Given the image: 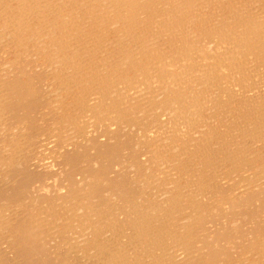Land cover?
Instances as JSON below:
<instances>
[{
  "label": "bare ground",
  "instance_id": "bare-ground-1",
  "mask_svg": "<svg viewBox=\"0 0 264 264\" xmlns=\"http://www.w3.org/2000/svg\"><path fill=\"white\" fill-rule=\"evenodd\" d=\"M257 62L264 0H0V264H65L63 244L92 264H264L261 236L258 251L232 262L203 240L189 244L206 183L228 162L264 158L250 150L264 146V81L249 89ZM142 105L154 110L153 130L132 113ZM137 129L147 152L127 165L138 196L79 159L63 178V148L94 153L96 135L134 139ZM117 191L126 198L104 218L99 196ZM179 213L187 225L177 234L168 220Z\"/></svg>",
  "mask_w": 264,
  "mask_h": 264
},
{
  "label": "rangeland",
  "instance_id": "rangeland-1",
  "mask_svg": "<svg viewBox=\"0 0 264 264\" xmlns=\"http://www.w3.org/2000/svg\"><path fill=\"white\" fill-rule=\"evenodd\" d=\"M260 62V61H259ZM259 62H257L254 66V70H253V77H252V80H255V81H252L250 84L251 87L249 88L251 91L250 93L252 95H255L258 93V92H255L256 89H254L255 87L256 88H259L261 86V81L263 82L264 81V64L261 62V66L259 64ZM263 64V65H262ZM261 68H259V67ZM255 69L258 73L255 72ZM256 74V75H255ZM259 74V75H258ZM258 76L260 78H258ZM257 78V79H256ZM261 79V80H259ZM263 79V80H262ZM258 80V82L260 81V84L256 83V81ZM264 83V82H263ZM262 83V85H264ZM257 86H253V85H256ZM254 87V88H253ZM263 87V88H262ZM254 92H253V91ZM263 90V91H262ZM261 92L259 94L260 96V102H263L262 104H264V86H261L260 87V91ZM248 92V94H250ZM247 94V95H248ZM250 94V95H251ZM133 97V95L131 96ZM129 97V98H131ZM134 101H136L134 99ZM138 102L141 101V99L139 98L137 100ZM136 101V102H137ZM258 101V100H257ZM136 105V104H135ZM143 106V105H142ZM144 109H143V112H135L137 108H135L133 110V115L136 116L135 114H138V115H141L142 118L144 119V117H146V120H143L142 123L145 121V125L147 126H144L142 129H145L146 127L148 128V125L151 126L150 129H154V124H152L153 122L151 121L153 119V113L152 109H150L149 107H147L145 109V105L143 106ZM141 107V108H143ZM264 107V105H263ZM150 109V110H148ZM139 109H137L138 111ZM145 110V111H144ZM157 111H159L160 113V118H163L166 116V117H171L174 116L172 114H174V112H171L173 110H165L164 108H160L158 109ZM167 111V112H166ZM264 111V109H263ZM262 111V112H263ZM162 112V113H161ZM164 113V114H163ZM172 113V114H171ZM264 113V112H263ZM151 114V115H150ZM168 114V116H167ZM147 116H148V119H147ZM163 116V117H162ZM150 119V120H149ZM166 119V118H165ZM158 121V120H157ZM148 122L150 124H148ZM149 126V127H150ZM67 130L64 131V126H63V147H65L64 145V139L66 137V135H69L68 131L66 132ZM134 135V139L133 138H129L127 136V134H123L121 135V133H117V134H111L112 136H114L113 138L109 139L108 137H106L105 135H96L95 136V139L96 140H93L92 143L93 144H96L98 146V148H96L97 150L91 153H93L91 155V153H89L90 150H87L86 149V144H81V150L78 151L77 154H73L72 152H70L71 150L69 149H65L63 148V178L65 177V170H66V165H68L69 163L73 164L75 161L77 162H81L82 165H87L89 168H92L93 170H96V171H99L98 173H102L107 179H110L109 181H111V185L114 186V188L116 189H120L118 187H116L114 184H118L120 187H122L123 191L127 192L130 194V195H136L138 196V193H137V190H135V187H134V178L137 177V173L138 172H135L133 170H131V168L129 167V165H127L128 161L129 162H132V163H135L139 160V157L142 158V155L140 154H145L147 152L146 149H140L137 147L136 145V141L134 142V140H136L138 138V134L140 135L141 133V129H138L135 130V131H131ZM76 135L78 136V132H76ZM75 135V136H76ZM100 135V136H99ZM137 136V137H136ZM103 140H102V138ZM125 137V138H124ZM127 137V138H126ZM93 139V138H92ZM101 139V140H100ZM116 139H117V142H116ZM129 139V140H128ZM99 140V141H98ZM122 140V141H121ZM120 141V142H119ZM122 142V143H121ZM114 143V144H113ZM129 143V144H128ZM132 143V144H131ZM91 144V145H93ZM108 144V145H107ZM119 144V145H118ZM125 144H126V147H125ZM128 145V147H127ZM114 149H112V147ZM118 146V147H117ZM255 145H251L252 149H250L253 153H256L257 151L260 152L262 150V153H264V146L263 145H257L256 147ZM111 147V148H109ZM102 148V149H101ZM133 148V149H132ZM260 148V149H259ZM112 151L113 152V155H115V158L113 161H110L109 159H112V158H107L106 155V152L105 151ZM112 149V150H111ZM119 149V150H118ZM137 149V150H136ZM257 149V150H256ZM101 150V151H100ZM118 150V151H117ZM136 150V151H135ZM139 150V151H138ZM141 150V151H140ZM143 150V151H142ZM123 151V152H122ZM134 151V153H133ZM138 151V152H137ZM102 152V153H101ZM105 154H104V153ZM117 152V154H116ZM130 152V153H129ZM145 152V153H144ZM84 153V154H83ZM100 153V154H99ZM115 153V154H114ZM129 155H128V154ZM98 154V155H97ZM104 154V155H103ZM125 154L127 156H125ZM138 154V155H137ZM87 155V156H86ZM91 155V156H90ZM118 155V156H117ZM102 156V157H101ZM131 156V157H130ZM137 156V158L135 157ZM87 157V158H86ZM98 157V158H96ZM106 157V158H105ZM122 157V158H121ZM131 159H130V158ZM135 158V159H134ZM91 159V160H90ZM98 159H100V163L99 165L100 166H104L102 168H93L94 166H91V165H94L93 161H98ZM134 159L135 162L132 160ZM138 159V160H136ZM258 160V159H256ZM85 161V162H84ZM254 161V162H253ZM257 161L255 160H249V161H245L243 163H238V165L236 164L235 166H232L234 165L235 163H231V162H228V164L226 163L225 165L229 166H223L222 168L224 169L223 170H219V174L220 176L214 180H211L209 181L208 183H206V192H207V196L204 198V201L202 203V207H203V210H201V217L195 222L194 224V227L192 226L191 229H193L192 233L190 234L192 237V241L189 243L190 246L193 248V250H198L199 248H201V242L202 241L204 244L208 243V245H211L212 247H214L215 249H223L225 251V254L224 256H227V258L229 259V262H232V261H235L236 258L242 254L244 251H246L249 247L253 248L254 251H258L260 248H261V244L258 242L260 241L261 237L264 239V158L261 159V160H258V162L256 163ZM262 162V163H261ZM118 164V165H117ZM243 164V165H242ZM261 164V165H260ZM110 167H109V166ZM113 165V166H112ZM117 165V166H115ZM249 165H251L249 167ZM126 166V167H125ZM233 168H232V167ZM241 166V167H240ZM255 166V167H254ZM109 167V168H108ZM240 167V168H239ZM249 167V168H248ZM254 167V168H253ZM195 167H192V171L195 170L194 169ZM221 168V169H222ZM247 168V170H246ZM259 168V169H258ZM225 169L227 171L226 172L227 174L230 173V174H225ZM249 169L251 170L250 173H249ZM256 169H257V173H256ZM102 170V171H101ZM107 170V171H106ZM113 170V171H111ZM253 170V171H252ZM101 171V172H100ZM234 171V172H233ZM246 171V172H245ZM37 172H41V171H37ZM111 172V173H110ZM141 172V171H140ZM139 172V173H140ZM242 172V173H241ZM41 173H44V172H41ZM115 173V174H113ZM234 173V174H233ZM239 173V174H238ZM141 174V173H140ZM250 174V175H249ZM263 174V175H262ZM111 175V176H110ZM205 177H206V182L208 181L207 180V177L209 175V173L205 172ZM216 174H213V172L211 173V176H215ZM224 175V176H223ZM235 175V176H234ZM124 176V177H123ZM79 177V176H78ZM160 176V179L163 180L165 178ZM210 177V176H209ZM221 178V179H220ZM239 178V179H238ZM112 179V180H111ZM218 179H220L219 181L220 182H217ZM51 180V179H49ZM122 180V181H121ZM231 180V181H230ZM64 181V180H63ZM117 181V182H115ZM130 181V183H129ZM216 181V182H215ZM228 181V183H226ZM236 181V183H235ZM259 181V182H257ZM256 182V183H255ZM122 185H121V184ZM223 183V184H222ZM225 183V184H224ZM66 182H63V186H66L65 185ZM221 184V185H220ZM260 184V185H258ZM263 184V185H261ZM214 185V186H213ZM220 185V186H218ZM227 185V186H226ZM254 185V186H252ZM258 185V186H257ZM224 186L227 187L226 190H224ZM128 187V188H127ZM140 187V186H139ZM152 187H155V186H152ZM230 187V188H229ZM240 187V188H239ZM246 187V188H245ZM252 187V188H251ZM254 187V188H253ZM162 187H160L158 189V192L160 191ZM223 188V189H222ZM244 188V189H243ZM64 191L63 192H66L65 190V187H63ZM129 189V190H128ZM132 189V190H131ZM150 190H153L152 192H155L157 189L154 188V189H151L149 188ZM127 190V191H126ZM149 190V193L151 194L152 192ZM245 190V191H244ZM222 191V192H221ZM243 191V192H242ZM118 192V191H117ZM220 192V193H219ZM230 192V193H229ZM233 192V193H231ZM239 192V194H238ZM212 193V194H211ZM237 193V194H236ZM64 194V193H63ZM119 194V195H118ZM118 194L114 195V196H109L108 198V195H106V193H103L102 195L99 196V198L101 199V201L99 200V204H104L102 210L104 212L103 214V217H108L109 214L112 213L113 211V208H109V206H112L113 204H117V205H120L123 203V200L126 198L124 197L122 200L120 199L121 198V193L118 192ZM129 194H127L126 196H129ZM241 194V195H240ZM210 195V199H209V196ZM230 195V196H229ZM236 195V196H234ZM107 196V197H105ZM135 196V198H136ZM225 196V197H224ZM65 197V198H64ZM224 197V198H223ZM232 197V198H231ZM234 197V198H233ZM236 197V198H235ZM63 198L68 200V202H72L70 201L71 199L69 197H66V195H63ZM134 198V197H133ZM231 198V199H230ZM117 199V200H116ZM143 199V198H142ZM142 199H130V202L132 204H134L136 201L138 202H141L140 200ZM206 199V200H205ZM215 200H218V201H214ZM221 199V200H219ZM231 201L230 204L229 203H226L228 200ZM261 199V200H260ZM227 200V201H226ZM208 201V202H207ZM210 201V202H209ZM224 201V202H223ZM226 201V202H225ZM221 202V203H220ZM73 203V202H72ZM86 203H88L86 201ZM218 203V204H217ZM255 203V204H254ZM69 204V203H68ZM67 204V205H68ZM130 204V203H129ZM212 204V205H211ZM220 204V205H219ZM223 204V205H222ZM89 205V204H88ZM214 205V206H213ZM217 205V206H216ZM219 205V206H218ZM206 206V207H205ZM210 206V207H209ZM225 206V207H224ZM106 207V208H105ZM208 207V208H207ZM214 209H212V208ZM261 207V208H260ZM248 208V209H247ZM187 209V210H186ZM186 211H184L183 213V218L185 216H188L189 214V211H191L188 207H186ZM250 209V210H249ZM259 209V210H258ZM247 210V211H246ZM249 210V212H248ZM252 210V211H251ZM188 211V212H187ZM207 211V213L205 212ZM211 211V212H210ZM254 211V213H252ZM247 212V213H246ZM261 212V213H260ZM217 213V214H216ZM237 213V214H236ZM241 213V214H240ZM108 214V215H107ZM207 214V215H205ZM255 214V215H254ZM205 215V216H204ZM224 215V216H222ZM235 218H234V216ZM239 215V216H238ZM177 217L176 218H173L171 217L170 219L171 220H168L170 224H168V221H167V224L168 226L173 229V233H177V234H180L181 232L180 231H183L182 227L183 225L186 226V221L185 220H181L180 218H182V216H180V213L176 215ZM217 216V217H216ZM227 216V217H226ZM238 216V218H237ZM173 218V219H172ZM222 218V219H221ZM234 218V219H233ZM237 218V219H236ZM175 219V220H174ZM208 219V220H207ZM219 219V220H218ZM172 220H173V223H172ZM207 222H206V221ZM227 220V221H226ZM237 220V221H236ZM242 220V221H241ZM249 220V221H248ZM257 220V221H256ZM215 221V223H214ZM219 223H218V222ZM226 222L225 226H224V223L223 222ZM254 222V223H253ZM185 223V224H184ZM233 223V224H231ZM253 223V224H252ZM215 224V225H214ZM223 224V225H221ZM231 226H230V225ZM199 226V227H198ZM201 226V232L199 230ZM209 226V227H208ZM224 226V227H222ZM195 227L197 229H195ZM220 227V228H219ZM229 227V228H228ZM209 228V229H208ZM212 228V229H211ZM214 228V229H213ZM224 228V229H223ZM219 229V230H217ZM228 229H230L229 231H227ZM197 230V231H196ZM206 230V231H205ZM125 232L124 233H129V231H127L126 229L124 230ZM196 231V232H195ZM198 231L200 233H198ZM212 231V232H211ZM214 231V232H213ZM204 232V233H202ZM208 232V233H207ZM241 232H243L244 234H241ZM210 233V234H209ZM234 233V234H233ZM203 234V235H202ZM230 234V235H228ZM196 235V236H195ZM200 237H199V236ZM205 235V236H204ZM210 235V236H209ZM245 235L247 237H245ZM258 235V236H256ZM209 236V237H208ZM261 236V237H260ZM241 237V238H240ZM248 237H250L248 239ZM254 237V238H253ZM257 237V238H256ZM260 237V238H259ZM240 240H239V239ZM253 238V239H252ZM194 239V240H193ZM197 239V240H196ZM248 239V241H247ZM251 239V240H250ZM262 240V239H261ZM199 241V242H198ZM242 241V242H241ZM196 242V243H195ZM236 242V243H235ZM245 242V243H244ZM258 243V244H257ZM200 244V245H199ZM226 244V245H225ZM230 244V245H229ZM251 244V245H249ZM195 245V246H194ZM234 245V246H233ZM229 246V247H228ZM243 246V247H242ZM223 247V248H222ZM228 249H227V248ZM235 247V248H234ZM230 248V249H229ZM247 248V249H246ZM66 249H67V245L65 246L63 244V261L65 262V264H92L91 262L90 263H86L83 261L82 259V256L80 255H76L73 251H70L69 254H66ZM226 249V250H225ZM256 249V250H255ZM228 250V251H227ZM260 254H262L264 256L263 253H261L260 251H258ZM240 253V254H239ZM229 254V255H228ZM235 254V255H234ZM65 257V258H64ZM235 257V258H234ZM232 259V260H231ZM222 264V263H221Z\"/></svg>",
  "mask_w": 264,
  "mask_h": 264
}]
</instances>
